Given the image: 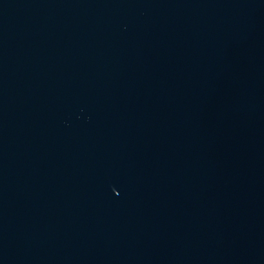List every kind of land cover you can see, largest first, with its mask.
<instances>
[{"label": "water", "instance_id": "water-1", "mask_svg": "<svg viewBox=\"0 0 264 264\" xmlns=\"http://www.w3.org/2000/svg\"><path fill=\"white\" fill-rule=\"evenodd\" d=\"M0 264H264V0H0Z\"/></svg>", "mask_w": 264, "mask_h": 264}]
</instances>
